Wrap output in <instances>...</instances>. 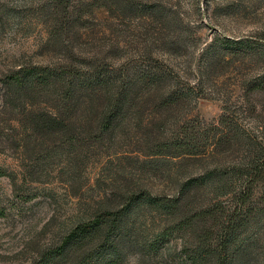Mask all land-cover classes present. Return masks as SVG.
Instances as JSON below:
<instances>
[{
    "label": "rangeland",
    "instance_id": "374dc122",
    "mask_svg": "<svg viewBox=\"0 0 264 264\" xmlns=\"http://www.w3.org/2000/svg\"><path fill=\"white\" fill-rule=\"evenodd\" d=\"M156 63L183 94L171 110L138 91L125 116H104L65 99L69 77L4 96L6 74L38 66L113 71L112 100L120 72ZM59 104V121L28 130ZM184 132L197 156L159 148ZM0 172V264H45L77 224L142 193L180 202H139L112 264H264V0H0ZM208 204L219 221L198 219Z\"/></svg>",
    "mask_w": 264,
    "mask_h": 264
},
{
    "label": "trees",
    "instance_id": "16d2710c",
    "mask_svg": "<svg viewBox=\"0 0 264 264\" xmlns=\"http://www.w3.org/2000/svg\"><path fill=\"white\" fill-rule=\"evenodd\" d=\"M60 7H63L64 3H61ZM66 4L64 12L69 13V7ZM59 7V6H58ZM164 64L156 63L155 69L149 70L140 74L133 68L127 69L125 72H120V85L119 93L109 100L106 92L112 82L113 71L99 70L94 73H86L81 71H74L72 74H68V71H52L49 68L44 67H32V68H20L18 70L10 71L4 76L2 81L4 96L7 97V103H10L11 94H18L20 92L27 93L32 92L35 94H42L47 89H57L59 84L62 85L63 81L61 77L73 78L68 83L69 88L64 96L65 99L73 96L71 99L75 101V106L82 104H89L90 108L107 106L106 114L116 113L119 116H125L134 106V93L138 91L143 92V96L150 98L152 92L162 93L158 106L161 108H167L171 110L172 106H176L182 99V92L177 91L171 87H165L163 84L167 82L169 77V71ZM114 70V67H113ZM115 73V72H114ZM127 91V94L124 92ZM144 99V98H143ZM108 103V104H107ZM63 108V107H62ZM57 113L52 114L50 121L45 119L44 115H33L32 125L29 127V131L40 132L41 125L46 127L53 126V123L59 121L58 114L61 106L57 109ZM107 119H101L98 123H102V128L106 124ZM107 128H111L110 124ZM109 130V129H108ZM106 128L103 131H108ZM196 134L192 132H184L178 136L166 139L164 144H160L159 148L162 150H175V157H194L198 153L191 149L192 143L196 140ZM6 173L0 172V176ZM197 181V179H195ZM186 192V191H185ZM139 202H144L150 205H155L159 208H163L169 214L171 209H174L179 204V200H165L159 197H152L148 193H142L138 198H130L124 205V213L120 212H102L96 215L94 218L80 222L77 224L66 237H64L61 245L55 249L51 255L47 257L45 264H61V261L69 259L71 256H76L75 260L70 264H86L88 259L103 258V262L112 264V261L117 258L119 254V247L116 245L118 239H122L126 234L121 221L134 209ZM127 207V208H126ZM216 205L208 204L203 206L198 211V219L201 221H219ZM232 232L227 236L224 249L221 253L226 251L227 246L230 243ZM113 258V259H111ZM228 258V255L221 256L220 264Z\"/></svg>",
    "mask_w": 264,
    "mask_h": 264
}]
</instances>
